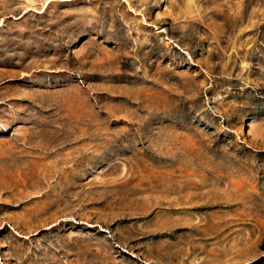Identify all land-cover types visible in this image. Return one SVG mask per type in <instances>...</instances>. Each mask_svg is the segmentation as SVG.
I'll return each instance as SVG.
<instances>
[{
	"label": "rangeland",
	"instance_id": "374dc122",
	"mask_svg": "<svg viewBox=\"0 0 264 264\" xmlns=\"http://www.w3.org/2000/svg\"><path fill=\"white\" fill-rule=\"evenodd\" d=\"M0 264H264V0H0Z\"/></svg>",
	"mask_w": 264,
	"mask_h": 264
}]
</instances>
